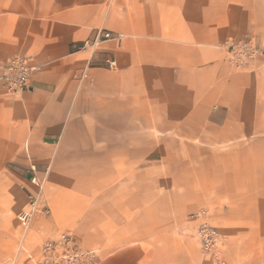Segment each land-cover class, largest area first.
Instances as JSON below:
<instances>
[{"label":"crops","instance_id":"0c3cea01","mask_svg":"<svg viewBox=\"0 0 264 264\" xmlns=\"http://www.w3.org/2000/svg\"><path fill=\"white\" fill-rule=\"evenodd\" d=\"M102 31L123 37L79 48ZM245 39L263 53L237 68ZM19 56L37 70L12 93ZM192 214L225 264H264V0H0V264L61 233L97 264H215L162 235Z\"/></svg>","mask_w":264,"mask_h":264},{"label":"built area","instance_id":"2783aa9c","mask_svg":"<svg viewBox=\"0 0 264 264\" xmlns=\"http://www.w3.org/2000/svg\"><path fill=\"white\" fill-rule=\"evenodd\" d=\"M105 39H121L122 33L102 31L95 40H86L80 45V49H94L97 43ZM230 58L235 67L241 68L249 61L263 53V49L250 39L231 41L226 44ZM116 61H109L110 67H115ZM37 67L26 57H15L3 66L1 83L8 92L20 93L29 88V81ZM32 169H35L33 166ZM38 185L37 177L32 179ZM40 193L30 194L29 208L20 215V220L25 229H29L35 214L42 211L40 206ZM201 240L202 247L207 252H216L220 235L218 230L204 224L196 231ZM217 253V252H216ZM218 264H225L224 260L216 254ZM37 264H95V251L84 250L74 237L68 233H61L56 239L45 242L42 246V256Z\"/></svg>","mask_w":264,"mask_h":264},{"label":"rangeland","instance_id":"374dc122","mask_svg":"<svg viewBox=\"0 0 264 264\" xmlns=\"http://www.w3.org/2000/svg\"><path fill=\"white\" fill-rule=\"evenodd\" d=\"M173 202H174V196L172 195L170 198H168V200L162 201L160 203V206L162 207L165 204V206L168 209L172 205ZM203 213H205V212H203ZM199 217H201L200 214H192V215H189L187 217H184L185 219L183 221V225L178 224L176 226L175 225L170 226V227H168V229H166L167 231H165L162 235L165 236L166 240L171 243L170 245H172V250L173 249L177 250L176 246H178L179 241H182V242L189 241L187 250H189L190 252L193 253V251H195L197 249L199 251L200 256H202V259H203V257H204V260L206 258H212L214 263L218 264L216 257H215L216 254H218L221 257V259H223L221 253H219L218 247L216 249L217 253L205 251L202 247L201 240H200V238L196 232L199 229V227L201 225H204V224H209V225L215 227L216 229H217V227L214 226L211 222H209L207 219H204V218L199 222V224L196 228L187 226V224L185 223L186 221H191V220L197 219ZM154 218L156 221L159 220V218L157 216H154ZM166 220L169 222L170 217L168 216V218ZM158 237H159V234L156 236L152 235V237L150 239H155ZM94 251H95V264H97V261H100L101 255L99 254L100 252L98 251V249H95Z\"/></svg>","mask_w":264,"mask_h":264}]
</instances>
